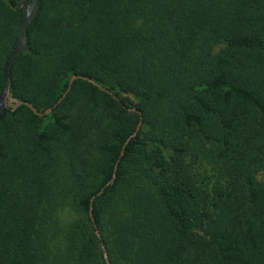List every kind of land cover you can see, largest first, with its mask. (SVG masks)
<instances>
[{"label":"trees","instance_id":"trees-1","mask_svg":"<svg viewBox=\"0 0 264 264\" xmlns=\"http://www.w3.org/2000/svg\"><path fill=\"white\" fill-rule=\"evenodd\" d=\"M29 2L0 0V91ZM71 75L110 93L15 107ZM9 77L0 264H264V0H36Z\"/></svg>","mask_w":264,"mask_h":264},{"label":"water","instance_id":"water-1","mask_svg":"<svg viewBox=\"0 0 264 264\" xmlns=\"http://www.w3.org/2000/svg\"><path fill=\"white\" fill-rule=\"evenodd\" d=\"M35 6H36V0H30L29 4H27V6L23 9L20 20L17 24L16 39H15L14 47L11 50L10 54L8 55L7 60L4 64L3 86H2V89L0 91V119L4 113V109L6 108L7 102L9 101V87H10L9 69H10L11 64L13 63L14 59H16L26 48V29H27V26L30 22V18L34 12ZM75 79L85 80L86 82L91 83L92 85L96 86L99 90L110 93L109 91L105 90L103 87H101L100 85H98L97 83H95L94 81H92L88 77H85L82 75H71L69 77L66 90L62 93L61 97L58 98L57 101L51 107H47L43 111H38L35 108H33L30 103H28L26 101H15V107L20 106V105H24L35 116H38V117L45 116V115L49 114L51 112V110L62 100V98L65 96L66 92L69 90L72 81ZM112 97L115 99L114 96H112ZM126 109L128 111L136 112L138 115H140L139 112L133 107L126 108ZM140 124H141V120L139 119V121L135 125L133 132L126 139L125 143L130 138H132L136 135L137 131L139 130ZM121 155H122V149L119 152V157ZM117 161H118V159L114 163L112 177L109 180V182L112 181V178L114 176V171L116 168ZM100 193H101V190L97 191V193L89 199L90 204H91L92 200L95 198V196H98ZM90 209H91V206L89 207L88 215H89L91 222H93V219H92L91 214H90ZM95 234L98 237V232H97L96 228H95ZM102 249L104 250L103 246H102ZM104 257H105V254H104Z\"/></svg>","mask_w":264,"mask_h":264},{"label":"rangeland","instance_id":"rangeland-1","mask_svg":"<svg viewBox=\"0 0 264 264\" xmlns=\"http://www.w3.org/2000/svg\"><path fill=\"white\" fill-rule=\"evenodd\" d=\"M141 125V124H140ZM140 128V127H139Z\"/></svg>","mask_w":264,"mask_h":264}]
</instances>
